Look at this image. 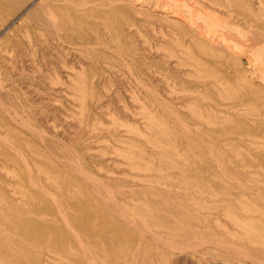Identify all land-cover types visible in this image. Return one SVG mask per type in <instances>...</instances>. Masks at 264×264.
Returning a JSON list of instances; mask_svg holds the SVG:
<instances>
[{
	"label": "rangeland",
	"instance_id": "obj_1",
	"mask_svg": "<svg viewBox=\"0 0 264 264\" xmlns=\"http://www.w3.org/2000/svg\"><path fill=\"white\" fill-rule=\"evenodd\" d=\"M263 45L264 0H0V264H57L75 228L110 233L105 193L134 219L113 210L130 252L180 246L184 224L147 234L168 215L147 200L183 175L219 194L189 249L154 264H264ZM238 194L251 211L223 214ZM244 213L252 230L233 221Z\"/></svg>",
	"mask_w": 264,
	"mask_h": 264
},
{
	"label": "bare ground",
	"instance_id": "obj_2",
	"mask_svg": "<svg viewBox=\"0 0 264 264\" xmlns=\"http://www.w3.org/2000/svg\"><path fill=\"white\" fill-rule=\"evenodd\" d=\"M163 1V0H162ZM209 1V0H208ZM143 4V3H142ZM190 4V3H189ZM261 5V4H260ZM173 6V5H171ZM237 6V5H236ZM185 8V7H183ZM201 8V6L199 7ZM187 9V8H186ZM189 9V8H188ZM222 9V7H221ZM178 10V9H177ZM182 10V8H181ZM194 10L192 7L190 8V11L192 12V14L194 15ZM199 10V9H198ZM203 10V9H202ZM201 10V11H202ZM241 10V9H240ZM180 11V10H179ZM204 11V10H203ZM208 11V10H207ZM226 11V10H225ZM165 12V11H164ZM176 12V11H175ZM182 12V11H181ZM197 12V11H196ZM210 12V11H209ZM174 13V12H172ZM186 13V12H185ZM198 13V12H197ZM200 13V12H199ZM231 13V12H230ZM229 13V14H230ZM180 14V12H179ZM178 14V16H179ZM184 14V13H182ZM181 14V15H182ZM206 14V13H205ZM246 14V13H245ZM200 15V14H198ZM208 15V14H207ZM195 16V15H194ZM197 16V14H196ZM190 17V15H189ZM192 17V16H191ZM214 17V15H213ZM211 18L214 19V18ZM183 18V17H181ZM193 18V17H192ZM199 18V16H198ZM202 18H205V15L203 17L202 14ZM202 20V19H201ZM211 20L209 19V22H211ZM186 21V20H185ZM200 21V20H197ZM202 22V21H201ZM206 22V19L205 21ZM202 22V23H204ZM216 22V21H215ZM214 22V23H215ZM212 23V22H211ZM194 24V23H193ZM207 26L209 23H205ZM204 24V25H205ZM216 25H218L217 23H215ZM221 24V23H220ZM225 25V24H224ZM228 25V24H227ZM251 25V24H250ZM260 25V24H259ZM191 26V25H190ZM195 26V25H194ZM220 26V25H219ZM233 26V25H232ZM202 27V25H201ZM222 28L224 27L223 24L221 26ZM226 27V26H225ZM199 28V25H198ZM203 28V27H202ZM216 28V27H215ZM231 28V27H230ZM207 29V27H206ZM218 29V27H217ZM225 29V28H224ZM227 29V28H226ZM239 30V29H238ZM251 30V29H250ZM199 31V29L197 30ZM235 31V30H234ZM233 31V32H234ZM249 31V30H248ZM203 32V31H201ZM200 32V33H201ZM206 32V31H205ZM221 32V30H220ZM223 32V30H222ZM222 32L220 33L222 35ZM238 31H236L237 33ZM218 33V32H217ZM241 33V32H239ZM253 33V32H252ZM249 32V34H252ZM174 34V33H173ZM205 34V33H204ZM203 34V35H204ZM207 34V33H206ZM225 34V33H224ZM223 34V35H224ZM238 34V33H237ZM215 35V34H214ZM218 35V34H217ZM232 35V34H231ZM207 36V35H206ZM210 37V36H209ZM217 37V36H216ZM246 37V36H245ZM219 38V37H217ZM226 38V37H225ZM239 38V37H238ZM248 37H246L247 39ZM257 38V37H256ZM255 38V39H256ZM214 39V38H213ZM220 39V38H219ZM250 39V38H248ZM254 39V40H255ZM258 39V38H257ZM256 39V40H257ZM229 40V39H228ZM259 40V39H258ZM216 41V40H215ZM218 41V40H217ZM247 41V40H246ZM250 41L253 42V39H251ZM187 42V41H186ZM222 42V41H221ZM220 43V42H219ZM229 43V41H228ZM254 43V42H253ZM221 44V43H220ZM224 44V43H223ZM251 44V43H250ZM258 44V41L257 43ZM187 45V44H186ZM188 46V45H187ZM259 46V45H258ZM264 46V45H263ZM252 47V46H251ZM260 48V47H259ZM258 49V48H257ZM264 49V48H263ZM262 50V49H261ZM190 51V50H187ZM249 51V49H248ZM246 54V53H245ZM254 54V53H252ZM245 56V55H244ZM194 57V56H193ZM260 58V57H259ZM258 58V59H259ZM194 59V58H193ZM250 59V58H249ZM254 59V58H253ZM242 60V59H241ZM246 60V59H245ZM260 60V59H259ZM263 60V59H262ZM194 63V62H193ZM259 63V62H257ZM205 64V63H204ZM263 64V62H262ZM197 65V64H196ZM201 66V65H198ZM255 67V66H254ZM261 67V66H260ZM248 69V68H247ZM260 69V68H259ZM259 71V70H257ZM264 71V70H263ZM209 73V72H208ZM213 74V73H212ZM258 74V73H257ZM256 74V75H257ZM262 74V73H261ZM211 76V75H209ZM249 77V76H248ZM259 78V77H258ZM214 80V79H213ZM259 80V79H258ZM264 80V78H263ZM216 83V82H213ZM225 91V90H224ZM194 105V104H193ZM200 111V109H199ZM157 116V115H156ZM200 115H198L199 117ZM205 117V116H204ZM151 118V117H150ZM154 119V117H153ZM152 119V120H153ZM156 119V118H155ZM203 120V119H202ZM154 121V120H153ZM153 121H151L152 123H154ZM157 121V119L155 120ZM199 121V120H198ZM159 122V121H158ZM151 123V124H152ZM160 123V122H159ZM158 123V124H159ZM167 123V122H166ZM156 123H154L155 125ZM158 124L156 126H158ZM163 125V124H162ZM127 155V154H126ZM129 155V154H128ZM131 155V153H130ZM129 155V156H130ZM128 156V157H129ZM132 157V155H131ZM130 157V158H131ZM129 160V159H128ZM135 164V163H134ZM130 165V164H129ZM136 167V166H135ZM145 167V166H144ZM137 168V167H136ZM149 169V168H148ZM150 170V169H149ZM153 170V169H152ZM183 175V174H182ZM140 179V178H139ZM151 179V178H150ZM182 183L179 182L175 185H172L171 187L168 186L169 191L171 190V192H169V194H165L164 196H162V198L158 199L159 201H156L154 198H151L150 201L147 200L148 205H150V207H153L161 212H164L165 214L167 213V222L163 223V222H158L156 223L153 227H150L151 229H149V231H147V234L149 233L150 235L153 236L154 239H159L160 242V236L164 235V233L166 234L167 230L172 226L177 227L176 225H180V224H184L185 228H186V233L184 234L185 237H183V243L182 245H177L175 244V242L171 241H163V243H159L155 248H154V252L153 254H142V252L140 251L141 248L140 246H138V248L136 249L135 247V252H130V249L127 248L128 247V243L122 244L116 240L115 237V233H117L116 231L120 232V229L114 230L116 226L115 223V217H114V213L113 210H116V207L118 208L117 211H120V214L124 215L129 221L134 220L132 216L129 215V212L127 211V209H125V205L124 204L125 200L121 199V200H116V202L112 201V197L111 195H109L110 193H105L103 195V199H105L106 202V212L103 213L101 216L102 221L108 223L109 227H111L110 229V233L105 232L97 227H85V228H80L77 229L75 228L69 235V241L70 244L68 245L69 247L66 249H63V252H69V256L66 255H61V251L56 250V255L58 254V256L56 257L57 260V264H100L99 262V257L102 256L104 258V263L101 264H116L117 262V258L115 259V257L112 259H109L110 257V249H114L116 251H121L126 253L127 255V261H129L127 264H154V260L155 259H159L162 261V259H164V257L166 256L165 252L163 249L165 248H178V249H183V251H187V249H189L188 244V238H190V234L194 233L196 231V229H198V225H192V224H196L199 221H207L209 220L207 216L200 214V211L204 208L202 203L209 197H211L212 195H216L219 193L214 192V189H211L209 186H207L206 182L210 181V180H206V178H202L201 176H195L193 178H189L185 175L182 176ZM155 180L158 181L160 183V181H162L161 177H155ZM141 181V180H140ZM145 183V182H143ZM148 183V182H147ZM142 184V183H141ZM151 184V183H150ZM143 185V184H142ZM106 186V185H105ZM161 186V185H160ZM164 186V185H163ZM141 187V186H139ZM167 187V186H165ZM110 188V187H109ZM160 188V187H159ZM111 189V188H110ZM154 189V188H153ZM159 190V189H157ZM100 192V191H99ZM162 192V191H161ZM160 192V193H161ZM168 192V191H166ZM149 193V192H148ZM153 193V192H152ZM158 193V191H157ZM164 193V192H163ZM103 194V193H102ZM151 195V194H150ZM181 197L180 199H178L179 197ZM113 199H115L113 197ZM150 199V198H149ZM123 200V201H122ZM221 200V199H220ZM224 200V199H223ZM223 200L221 201V204L223 205L220 209L224 210L225 213L223 214H232L233 212L236 211L237 206H239V208H241L242 210L246 212H250L251 211V207H249L247 205V203H245V196L243 194H238L236 196H231L230 199H227L225 201V203L223 202ZM132 201V200H129ZM147 204V203H146ZM144 204V205H146ZM122 205V206H121ZM143 205V206H144ZM153 205V206H152ZM121 206V207H120ZM101 207V206H100ZM99 206H96L94 208H92V210L94 209H98L100 208ZM162 208V209H161ZM130 211V209H129ZM131 212V211H130ZM262 212H264V210H262ZM133 213V212H131ZM243 215L242 218H240L239 216H236V218L233 219V221L235 223L241 224L243 227L242 229H246V230H252L251 227L255 226L254 225V221L257 220V217H253L252 215L249 214H245ZM256 213V212H255ZM120 215V216H121ZM143 213L137 214V216L134 214V218L136 221V218L138 219V221L140 222L138 225L141 227L142 229L144 228V225L147 226V221L145 219V217H142ZM92 216V215H89ZM95 216V215H94ZM140 216V217H138ZM97 218H99V215L96 216ZM123 216H121L122 218ZM74 218V217H73ZM124 218V217H123ZM125 218V220H126ZM194 219H196L195 221H193ZM241 219L243 220V222H241ZM65 220V219H64ZM79 218L75 217V222L77 221L79 223ZM217 224H220L219 221L217 220L216 222ZM67 225V224H66ZM137 225V224H136ZM240 226V225H239ZM114 227V229L112 228ZM83 229V230H82ZM147 229V227H146ZM208 229L212 232L213 227L210 226L208 227ZM71 230V229H70ZM140 230V228H139ZM144 230V229H143ZM142 230V232H143ZM145 231V232H146ZM164 231V233H163ZM190 233V234H189ZM248 233V232H247ZM90 234H92L94 236V240L96 241V243L94 242L93 244L90 242ZM249 234V233H248ZM142 235V234H141ZM252 235V234H251ZM101 238V236L104 239V241H101V243H98V238ZM151 236V237H152ZM245 236V235H244ZM248 236V235H247ZM254 236V235H253ZM263 236V235H262ZM188 237V238H187ZM260 237V236H259ZM252 238V237H251ZM254 238V237H253ZM263 238V237H262ZM142 239V237H141ZM162 239V238H161ZM163 240V239H162ZM191 241V240H190ZM256 241V240H254ZM141 243V241H140ZM228 244V243H227ZM231 245V244H228ZM233 248V246H232ZM191 250V249H190ZM129 251V252H128ZM179 251V250H178ZM182 251H180L181 253ZM184 253V252H183ZM187 254V253H186ZM54 255V254H53ZM168 255V254H167ZM179 256V255H178ZM188 256V255H187Z\"/></svg>",
	"mask_w": 264,
	"mask_h": 264
}]
</instances>
